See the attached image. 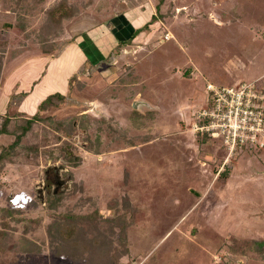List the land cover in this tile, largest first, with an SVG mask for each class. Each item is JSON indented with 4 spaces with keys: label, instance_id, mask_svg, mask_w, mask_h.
<instances>
[{
    "label": "rangeland",
    "instance_id": "obj_1",
    "mask_svg": "<svg viewBox=\"0 0 264 264\" xmlns=\"http://www.w3.org/2000/svg\"><path fill=\"white\" fill-rule=\"evenodd\" d=\"M62 1L0 0V126L66 96L0 159V264H264V132L200 128L208 83L264 95V0Z\"/></svg>",
    "mask_w": 264,
    "mask_h": 264
},
{
    "label": "built area",
    "instance_id": "obj_2",
    "mask_svg": "<svg viewBox=\"0 0 264 264\" xmlns=\"http://www.w3.org/2000/svg\"><path fill=\"white\" fill-rule=\"evenodd\" d=\"M207 89L209 104L203 112L206 123L201 130L222 134L231 147L243 146L249 138L254 141L257 131L264 132V95L257 92L255 83L231 87L210 82Z\"/></svg>",
    "mask_w": 264,
    "mask_h": 264
},
{
    "label": "trees",
    "instance_id": "obj_3",
    "mask_svg": "<svg viewBox=\"0 0 264 264\" xmlns=\"http://www.w3.org/2000/svg\"><path fill=\"white\" fill-rule=\"evenodd\" d=\"M75 11V5H70L67 4V2L65 0H63L62 2L59 3V5L53 7L52 9H50L49 11V16L50 18L52 17V19H54V23L56 22L55 20H57L56 23H58V21L61 20L62 17H66V16H71ZM140 31V29H138L135 32ZM133 32L131 34V37L134 36L136 33ZM123 40H121L120 42H122ZM30 93V91H22L20 94L23 95L24 97L27 96ZM66 98V96L64 95V93L61 92H55L52 93L50 95H48L40 104L38 107V110L36 111V113L34 114V116L32 118L29 119H25L22 123L17 124L14 128V130L10 129L8 126V122H9V117L7 116L6 119L3 121L2 125L0 126V134L2 133H8V134H14L15 135V140L13 141V143L8 146V147H4L0 153V159L4 158L5 156H7L11 149H9L10 147H14L16 145H18L20 143V140L22 139V136L26 134V132L31 128L32 124L34 123V118H38L39 117V111L41 109L46 108L47 105L51 104V103H59L64 101ZM20 131L19 133L16 132V130ZM223 174H225V171L223 172ZM75 228H65V231L68 232H72L70 230H74Z\"/></svg>",
    "mask_w": 264,
    "mask_h": 264
},
{
    "label": "crops",
    "instance_id": "obj_4",
    "mask_svg": "<svg viewBox=\"0 0 264 264\" xmlns=\"http://www.w3.org/2000/svg\"><path fill=\"white\" fill-rule=\"evenodd\" d=\"M82 61H83V59H81V62H82ZM74 62L76 63V61H74ZM74 62H73V63H74ZM75 63H74V64H75ZM53 67H54V66L50 64V67H49V69L51 70L50 73H51V72L53 73ZM51 68H52V69H51ZM50 73H48L46 76H44V78H43V82H42L41 84H38V83H37V84H38L37 87H36L37 91L35 90L36 95H33L34 92H33V93L31 92V93H32V94H31V98L34 97V96H36V100H37V99H39V98L42 97V96H43V97H42L43 99L46 97V95H45V96L43 95V94H45V93L42 94V92H43L44 90H46L47 88H50V87L54 86V84H53V79H54V77L51 76L52 74H50ZM42 85H43V88H41ZM46 87H47V88H46ZM40 88H41V89H40ZM52 88H54V87H52ZM64 89H65V88L62 87L60 92L63 93V92H64ZM49 90H51V89H48L47 91H49ZM40 94H42V95H40ZM43 99H42V100H43Z\"/></svg>",
    "mask_w": 264,
    "mask_h": 264
}]
</instances>
